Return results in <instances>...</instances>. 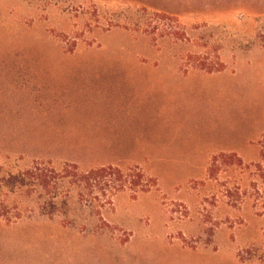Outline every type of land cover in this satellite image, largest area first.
<instances>
[{
    "label": "rangeland",
    "instance_id": "374dc122",
    "mask_svg": "<svg viewBox=\"0 0 264 264\" xmlns=\"http://www.w3.org/2000/svg\"><path fill=\"white\" fill-rule=\"evenodd\" d=\"M263 137L264 0H0V177L157 181L103 208L61 180L44 212L18 192L33 214L0 220V264H259L240 258L264 246ZM219 154L243 166L210 180Z\"/></svg>",
    "mask_w": 264,
    "mask_h": 264
},
{
    "label": "trees",
    "instance_id": "16d2710c",
    "mask_svg": "<svg viewBox=\"0 0 264 264\" xmlns=\"http://www.w3.org/2000/svg\"><path fill=\"white\" fill-rule=\"evenodd\" d=\"M222 70L210 69L206 71L208 74L220 73ZM262 152L264 153V137L260 143ZM223 161L227 165H217ZM238 162L240 165H232ZM241 160L234 154H219L211 159V165L207 170V177L210 180H216L220 174L222 167H233L241 165ZM56 181H66L67 184L81 189L79 194L81 203L84 201V195L90 197V204H97L103 208L106 204H112L113 198L122 192H128L133 199L139 196L149 194L157 187V181L153 178L146 177L138 168L130 169L126 172L117 167L108 166L92 169L86 172H80L76 165H69L63 169L62 174H55L46 169L35 165L32 169L18 174H7L0 177V220L8 225L15 224L23 219H29L33 214L32 209L20 207L15 204L13 198L18 192L34 191L45 193L41 209L54 208L56 206L54 197H49L51 190H55ZM238 190V189H237ZM229 194V191H227ZM43 215L49 216L50 213ZM241 256L243 262H257L264 264V246L253 249L248 248Z\"/></svg>",
    "mask_w": 264,
    "mask_h": 264
},
{
    "label": "crops",
    "instance_id": "0c3cea01",
    "mask_svg": "<svg viewBox=\"0 0 264 264\" xmlns=\"http://www.w3.org/2000/svg\"><path fill=\"white\" fill-rule=\"evenodd\" d=\"M97 133V132H96ZM95 133V134H96ZM92 137H90V138H92L93 139V137H94V139H95V145H102V143H99V144H97L96 142H98L97 140H99V142H101L102 140H106L107 138L104 136V135H101V137L100 138H98V137H96V136H94V135H91ZM78 138L79 139H81V140H84V141H86V139H90V138H88V137H83L82 135H78ZM87 142V141H86ZM94 143V142H93ZM85 144H88V143H85ZM0 261H10V260H5V259H0Z\"/></svg>",
    "mask_w": 264,
    "mask_h": 264
}]
</instances>
